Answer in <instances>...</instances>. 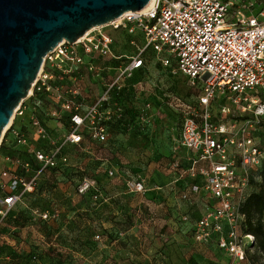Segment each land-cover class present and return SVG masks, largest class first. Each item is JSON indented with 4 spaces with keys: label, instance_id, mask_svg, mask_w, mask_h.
Masks as SVG:
<instances>
[{
    "label": "built area",
    "instance_id": "built-area-1",
    "mask_svg": "<svg viewBox=\"0 0 264 264\" xmlns=\"http://www.w3.org/2000/svg\"><path fill=\"white\" fill-rule=\"evenodd\" d=\"M252 5L241 0H152L146 10L95 28L74 45L59 44L46 56L29 97L2 138L26 151L37 168L21 158L0 159V227L24 197L36 191L45 172L68 164L66 148L108 142V125L123 116L115 96L126 90L152 51L171 74L203 85L197 105L181 98L171 102L182 118L176 151H184L172 165L178 175L175 183L189 182L181 193L184 201L205 195L208 202L195 223V240L215 243L226 264H252L249 253H255V237L242 234V207L251 174L264 163V149L254 136L264 124V7ZM108 29L123 32L133 51L119 53ZM84 73L101 86L89 105L83 96ZM219 99L231 104L219 105L217 116L224 121L213 111ZM28 123L31 134L24 128ZM33 141L44 143L45 150ZM130 189L133 194L147 192L143 182H131ZM77 190L81 196L97 192L96 182L84 178ZM40 217L47 221L57 214Z\"/></svg>",
    "mask_w": 264,
    "mask_h": 264
},
{
    "label": "rangeland",
    "instance_id": "rangeland-1",
    "mask_svg": "<svg viewBox=\"0 0 264 264\" xmlns=\"http://www.w3.org/2000/svg\"><path fill=\"white\" fill-rule=\"evenodd\" d=\"M241 1L264 6V0ZM107 32L122 53L129 38L123 32ZM144 59L146 68L137 79L141 87L121 100L123 116L110 126L109 142L70 149L67 167L47 172L38 189L0 227V264H54L51 256L56 251L71 255L73 264H223L216 247L195 244L179 227L184 215L202 216L207 200L200 196L184 202L180 186L189 182L174 184L178 176L172 165L184 151H176L182 118L171 102L181 98L197 105L203 85L163 69L152 51ZM84 77L83 96L89 105L97 100L101 86L87 73ZM220 104H231L219 99L214 105L216 119L224 121L217 116ZM235 116L243 119L238 112ZM254 136L264 149V124ZM81 177L99 184L103 201L79 197L76 187ZM131 182H143L147 193L133 194ZM44 213L59 214V218L43 223L40 215ZM88 242H93L94 251L87 252ZM35 255H39L37 262L32 259ZM249 256L252 264H264V258L257 261L255 253Z\"/></svg>",
    "mask_w": 264,
    "mask_h": 264
},
{
    "label": "water",
    "instance_id": "water-1",
    "mask_svg": "<svg viewBox=\"0 0 264 264\" xmlns=\"http://www.w3.org/2000/svg\"><path fill=\"white\" fill-rule=\"evenodd\" d=\"M152 0H0V145L46 56Z\"/></svg>",
    "mask_w": 264,
    "mask_h": 264
},
{
    "label": "trees",
    "instance_id": "trees-1",
    "mask_svg": "<svg viewBox=\"0 0 264 264\" xmlns=\"http://www.w3.org/2000/svg\"><path fill=\"white\" fill-rule=\"evenodd\" d=\"M262 7H264V6H259V7L256 6V9H260ZM127 42H128L127 46H126L124 51L122 50V52H128L127 48L128 49L130 48L129 39H128ZM161 67H162V65H161ZM145 68H146V62H145L144 68H142L136 74L134 79L129 83V86L126 88V90L124 92H121L117 96H115L117 98V100L119 101V103L121 102V100H123V97L126 96L125 94L127 92H130V90L133 89V85L134 84H137V83L139 84L137 79L143 74V71L145 70ZM163 69H165V68H163ZM165 70L170 72V69H165ZM112 124L108 125L109 134H110V126ZM24 128L27 129V131H29V134H31V129H30L29 123L26 124V126H24ZM108 142H109V140H108ZM33 144H35L36 148H39L41 150H45V148H46L45 144L42 143L41 141H33ZM106 144H104V145H106ZM89 146H101V145H98V144H95V143H92V142H88V143L85 142V143H83V144H81L79 146H70V147L66 148L64 150L63 154H65L68 157V152H69L70 149H72V148L84 149V148H88ZM0 156H2V157H7L8 156V157H11V158H21L24 161H31L33 163V165H34V168H37V164H35V161H33V159L29 158V156L27 155L26 151H24V150L21 151L19 149H16L14 145H7L4 141L2 142V144L0 146ZM68 159H69V157H68ZM68 164H69V162H68ZM67 165L60 164L57 168L50 169L47 172H59V171H62L63 168L67 167ZM47 172H45L44 175ZM44 175L41 177V179L44 177ZM84 178H88V177H81L80 180L77 183V187H76L77 194H78V190H77L78 185H79L80 181L82 179H84ZM41 179H40V181H41ZM89 179H91V178H89ZM91 180H93V179H91ZM40 181H39V183H40ZM175 184H177V183H175ZM250 184H251L250 185V189L256 188V191L249 192V195H248L245 203L243 204L242 213L245 215V220H244V222L242 224V230L241 231H242L243 235H251V236L255 237V244H254L255 257H256V260L259 261L260 258H261L258 255L259 252H261L263 254L262 258H264V163L262 164V166L258 170L252 172ZM39 185H38V187H39ZM38 187H37V189H38ZM182 187H183V190H184L185 186H184L183 183L181 184L180 188H182ZM96 190H97V192L96 191H91V192H89L88 194H86L84 196H81L79 194L78 195L84 201H86L88 199L93 201V202H101V201H103L102 190H101V187L99 186V184L97 182H96ZM183 190H182V192H183ZM96 193L99 194V198L98 199H95V194ZM30 195H32V194H27L24 197V200ZM135 195H141V194H135ZM180 198H181V196H180ZM204 198H205V195H202L201 196V200H204ZM24 200H23V202H24ZM181 200L184 201L182 198H181ZM192 200H190V201H192ZM190 201H184V202H190ZM207 205H208V202H207ZM54 215L55 214H53L51 216H54ZM10 216H11V214L7 217V219L5 221H7L10 218ZM184 216L188 217V221L187 222L183 221V217ZM184 216L180 219L181 220L180 221L181 224L179 226L182 230H186V231H184V234L188 235L190 240H192L195 244L209 246V247L210 246L216 247V249L222 254V258L224 260L223 264H226V255L221 250H219V248L217 247V245L215 243L212 242V243H209V244H200V243H198L195 240L194 226H195V223L201 218V216L200 217L194 216L192 218H191V216H188V215H184ZM58 218H59V214H57V217H55V218L52 217L50 220H47V221L42 220V221H43V223H47L48 224L52 220H56ZM4 222H3L2 226L4 225ZM97 237H99V239L101 238L99 235L96 236V239H97ZM92 244H93V242H88V244L86 245L87 252L94 251L95 247H93ZM54 248H56V247L53 246V244L51 243L50 249L52 250V252H54ZM72 248H74V246H72ZM72 248H70V249H72ZM51 258H53L54 264H64L65 262H67L68 264H73L71 255H69V254L67 255V257H64V255L62 253H57V251H56V253L53 254L51 256ZM32 259L37 262L38 259H39V255L38 256L37 255L32 256Z\"/></svg>",
    "mask_w": 264,
    "mask_h": 264
},
{
    "label": "crops",
    "instance_id": "crops-1",
    "mask_svg": "<svg viewBox=\"0 0 264 264\" xmlns=\"http://www.w3.org/2000/svg\"><path fill=\"white\" fill-rule=\"evenodd\" d=\"M2 158V156H0V159ZM2 168H3V164H2V162H1V160H0V171L2 170ZM174 184H175V182H174ZM13 242V244H14V241H12ZM227 257H226V263H227Z\"/></svg>",
    "mask_w": 264,
    "mask_h": 264
},
{
    "label": "bare ground",
    "instance_id": "bare-ground-1",
    "mask_svg": "<svg viewBox=\"0 0 264 264\" xmlns=\"http://www.w3.org/2000/svg\"><path fill=\"white\" fill-rule=\"evenodd\" d=\"M147 9V8H146ZM146 9H144V10H146Z\"/></svg>",
    "mask_w": 264,
    "mask_h": 264
}]
</instances>
